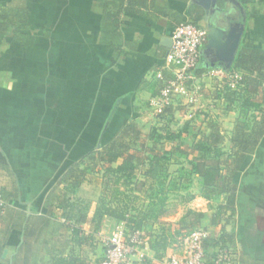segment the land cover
<instances>
[{
	"label": "crops",
	"instance_id": "1",
	"mask_svg": "<svg viewBox=\"0 0 264 264\" xmlns=\"http://www.w3.org/2000/svg\"><path fill=\"white\" fill-rule=\"evenodd\" d=\"M22 1H25L29 7L31 0H2L0 6L6 7L7 4ZM195 1L157 0L161 7L168 4L166 16L151 14L150 19L141 16L125 17L122 27L125 44L119 55L100 43V0H73V5L69 6V9L62 8V6L58 15L59 26L64 25L59 31L62 37L58 40L59 55L56 60L49 59V52L43 49V59L47 61H44L41 67L43 73H46L43 75V81L47 82L50 78L57 77L58 83L62 85L59 99L71 100L73 97L74 107L67 112L64 104L55 114L54 112L41 114V125H37V130L41 132V135H36V125L32 121L35 116L33 109L27 107L28 110L25 113L29 118L26 124L21 125L19 119L13 122L4 120V113L7 111L2 103L5 98L18 101L19 99L29 100L33 96L31 93L14 92L11 89L12 86L9 88V84L13 85L16 82L14 78L16 71H13V67L17 65V63L14 64L16 55L23 51L25 55L30 56V59H35V56L29 55V52L34 49L33 45L28 47H21L20 43H12L9 47L1 45L0 90L6 87L8 92L7 95L0 93V189L4 190L8 197L5 214L11 219V223H0V232L7 228L11 229L8 242L5 244L8 253L6 256L3 255V258L11 260L17 253L21 240V227L16 223L18 217L25 214L29 216L47 213L48 197L56 185H60L67 168L73 163L61 168L62 164L60 160L58 164L57 157H50L48 152L44 157L51 143V132L54 136L53 132L60 131L55 124L52 129L51 121L55 116H57L56 119L59 117L61 120L60 117L64 110L65 116L69 115L68 118L77 122V118L72 115L78 116L77 109L80 115L83 113V93L96 91V87H92V84H96L98 75L103 73V68L106 70L107 93L114 96L116 102L114 114L120 112L127 122L130 118L129 122H137L141 126L149 123L147 125L149 129L152 119L147 106L150 98L158 91L155 74L165 63L171 45L172 31L179 21H189L191 12L197 7L204 12V18L200 24L207 29L209 26L224 29L227 25L243 19L240 7L230 1L220 0L217 4L218 8L212 7L209 14H205L203 7ZM238 1L246 13V26L237 55L242 45L247 42H251L254 47L264 49V0ZM51 10V7L46 8L48 15L51 14ZM34 25L35 23L30 21L29 33L32 34L33 39L42 35L44 42L48 41L51 31L45 29L44 26L41 29L37 28L39 30L37 31ZM100 59L105 62L100 63ZM35 62L37 59L30 60L29 65L34 68ZM198 82L201 87L198 102L193 106H187L181 102L176 104L173 107L174 117L170 128L177 131L182 129L187 122L190 123L188 133L184 135L187 144L191 145L195 135L200 138L202 133L210 132V125L215 119L224 137L221 146L226 152L225 157H228L232 152L231 139L238 126L245 123L253 126L255 121H258L260 127L264 128V122H262L264 94L254 100L255 107L250 110L243 107L239 101L228 99L227 95L230 91L222 87L217 78L202 76ZM71 83L74 84L75 91L73 95H68L65 91ZM96 106L93 107L94 110H98ZM97 113L95 110L94 114ZM7 116L11 117L10 114ZM66 121L67 119H64L62 122ZM61 131L63 133L76 132V129L63 127ZM248 131H250L249 128ZM66 141L67 138L62 137L57 145L59 147L62 144L66 145ZM36 148H39V153H36L38 150ZM236 159V157L229 159L231 165L229 172L236 188V213L232 220L224 223V233L231 238L229 244L238 255L239 264H264V254L253 249L254 244L264 242V134L258 141L255 153L247 155L242 166H235V162L238 161ZM224 173H228L227 169ZM200 186V178L195 177L190 189L195 198L201 196ZM225 200L226 195H218L214 202L221 204ZM198 203L199 200H195L191 207L197 210L194 206ZM106 221L113 222L111 218L105 217L100 230ZM208 221V217L204 219L202 227H206ZM82 228L86 232L92 229V225L84 224ZM207 228L211 236L216 237L221 232L222 225L207 226ZM62 241V244L54 245L61 249L63 256H67L74 248V242L67 236ZM88 256L92 260L91 264H99V255L92 253ZM0 264H2L1 260Z\"/></svg>",
	"mask_w": 264,
	"mask_h": 264
},
{
	"label": "trees",
	"instance_id": "2",
	"mask_svg": "<svg viewBox=\"0 0 264 264\" xmlns=\"http://www.w3.org/2000/svg\"><path fill=\"white\" fill-rule=\"evenodd\" d=\"M13 4L14 7L9 9L0 6V47L9 36L15 42L27 47L33 39L32 34L29 33L31 11L25 1ZM99 7L101 13L100 43L118 55L125 44L122 34L125 17L141 16L150 19L151 14L166 16L168 13V4L161 7L157 0H100ZM203 18L204 12L200 7H197L191 12V19L187 22L203 26L200 24ZM181 23L184 22L179 21L178 25ZM164 64L160 66V69ZM210 69L211 67L205 66L202 58L198 67L193 70V74L201 78ZM231 71L240 73L242 78L236 91L226 88L230 91L227 98L231 101H239L243 107L251 110L255 107L254 100L264 94L262 91L264 89V49L254 47L251 42L244 43ZM174 106L166 108L160 116L153 120L146 140L140 145V153L144 155L139 156L138 152H131L132 148L129 144L115 138L104 144L102 149L86 151L77 158L78 162L76 161L67 169L60 185H56L48 197V212L29 216L25 214L18 217L16 223L21 227V240L17 253L11 260L3 258L6 250L5 244L8 242L11 229L7 228L0 232V260L2 264H91L92 260L89 259L85 247L86 241L91 239L92 234H88L90 235L88 236L82 225L95 223L98 228L102 224L104 216L112 218L116 223V218L124 219L125 216L123 213L114 218L106 215L107 211L106 213L97 211L96 217L93 219L90 217L88 206L80 207L79 197H77L79 195H73V193L81 187L87 178V170L82 169L83 166L89 169L102 165L106 176L112 175L117 179L131 181L138 170V165L142 164L143 167H147L144 175L148 179L157 181L158 187L162 188V193H166V185H170L172 188L168 193L182 190L181 186L186 187L184 185L186 180L188 190H190L194 178L199 177L200 191L203 197L212 199L218 195H226V200L223 203L213 207V225H219L222 221L221 217L226 218H223V221L232 220L236 213V188L233 178L227 177L224 171L230 169L229 159L231 157L237 158L238 163L235 162V166L239 167L242 166L247 155L255 153L258 141L264 134V128L260 127L258 121H255V126H250L249 123L238 126L231 139L232 152L228 157H225L226 152L221 146L224 137L221 134L218 121L212 120L210 132L202 133L200 138L195 135L194 142L189 145L184 134L188 133L190 123L187 122L182 129L177 131L170 128L174 117ZM262 122H264V115ZM138 130L136 123L129 122L123 125L119 132L120 136L125 137L139 134ZM172 172H175L176 175ZM0 193L7 202L8 197L5 191L0 189ZM188 194L192 198L195 197L191 191ZM160 196L159 194L158 197ZM160 202L162 205L164 204L161 197L153 206ZM7 206L8 202L4 208L0 206L1 224L11 223L9 215L5 214ZM160 212L161 209L156 210L149 207L145 219L157 218ZM203 218V213L190 211L183 218L181 226L187 230L192 228L208 229L207 226L201 227ZM128 228V234L140 231L139 225H130ZM65 236L74 242V248L67 256H63L61 249L54 245L62 244ZM227 236L230 237L227 233H223L221 236H211L205 241L207 264H217L219 249H231L229 244L231 241H227L229 240ZM147 243L159 257L161 249L164 253L170 242H167V233L164 232L159 241ZM101 250L99 264L104 259L102 246ZM135 264L147 263L144 258Z\"/></svg>",
	"mask_w": 264,
	"mask_h": 264
},
{
	"label": "rangeland",
	"instance_id": "3",
	"mask_svg": "<svg viewBox=\"0 0 264 264\" xmlns=\"http://www.w3.org/2000/svg\"><path fill=\"white\" fill-rule=\"evenodd\" d=\"M1 1L2 0H0V3ZM69 1L71 2L69 3ZM69 1L31 0L29 2V9L31 11L30 21L35 23L34 26L36 29H41V27L44 26L45 29L51 31V35L49 40L46 42H44L42 35L37 39H32L29 46L33 45L34 49L29 52V55L35 56V59H30V56L25 55V52L23 51H21L16 55L17 57H15L14 64L17 63V65L13 67V71H16V76L14 77L16 82L13 85L9 84V88L12 86L11 89L14 92L31 93L33 96L29 100L19 99L17 101L7 98L2 100L4 109L7 111L6 113L11 115V117H9L6 113H4L5 121L8 120L13 122L19 119L18 121L21 123V125L26 124L27 119L29 118L28 114L26 115L25 113L26 110H28L27 107L33 109L35 116L33 115L34 119L32 121H34V125H36V135H41V132L37 130V125H41V114L46 112H54L55 114L56 112L60 111H58V109L60 106H64V104L66 105L65 109H67V112H69L70 109L74 107L73 97L71 100L59 99L62 85L58 83L57 77H53L52 79L50 78V81L48 80L47 82L43 81V75H46V73H43V68L41 67L43 62L47 61V59H43V49H46L47 52H49V59L56 60L59 55L58 40L62 38L59 35V31L61 30V27H64V25L59 26L58 15L62 6V8L66 7V9H69V6L73 5V0ZM6 7L7 9L13 8L14 4H7ZM47 7H51L52 9L51 14L49 15L46 12ZM44 9L45 12H43ZM52 17L56 19H53ZM37 31L39 30L37 29ZM12 43L17 42L12 40V37L9 36L3 42V47H9L12 45ZM23 46L24 45L21 47ZM36 59L37 62H35L36 65L33 68L29 65V62L30 60L34 61ZM101 60L103 59H100L99 62L103 64L105 61ZM104 70L105 69L103 68V73L98 75L96 84H92V87H96V91L93 93H83V113L80 115V111L77 109L78 116L72 115V117L77 118V122H75L74 119L68 118L69 115L65 116L64 110L62 111V115L60 117L61 120H59V117L56 119L57 116H55L54 120L51 121L52 129H54L55 124L57 128H60V131L53 132L55 137L51 132V143L48 146L47 151H45V155H43L46 157V152H48L50 157H57L58 164L59 160L62 164L61 168L68 166V164L72 162V164H74L76 161L78 162L77 158L81 157L86 151L88 152L102 149L104 144H107L115 138L122 140V142L126 144H129L132 148L131 152H138L139 156L144 155L140 153V145L146 140L150 131V127L153 124V120H151L149 129L147 128L149 123L147 125L145 124L146 126H141L137 122H134L136 123L140 133L131 134V136L125 137L120 136L119 130L123 127V125L131 120L129 118L127 122L126 118H124L125 116H122L120 112L114 114L116 102L114 100V96H111L109 93H107L108 87L105 77L106 70ZM74 91V84L71 83L66 87L65 92L68 95H73ZM7 92L8 90H6V87H3L2 90H0V93H4L5 95H7ZM93 105H97L96 107H98V110L95 109L98 112L97 114H94L95 110L93 109ZM64 119H67L65 123L62 122ZM63 127L76 129V132L67 131L66 133H63L61 131ZM58 137H64L65 139L67 138L65 143L66 145L62 144L59 147L57 143L59 142L60 138ZM45 147L47 148V146ZM36 149H38L36 153H39V148ZM146 168V166L143 167L142 164H139L138 170L132 177V180L127 181L125 179H117L114 176L112 177V175L106 176L102 165L89 169H87L86 166H83L82 169L87 170V178L84 183H82L81 187H79V189L76 191L77 194L75 192L73 195H79L77 197H79L78 203L80 207L88 206L90 217L93 219H95L97 211H101L103 213H106L107 211L106 215L113 216L114 218H116L117 215L124 213L123 215L125 218H116L117 223L124 225L128 231V227H130V225H139V230L143 233V238L146 242L159 241L164 232H166L167 242L170 243L165 252L163 253V249H161L162 251L160 252L159 257H157L156 253L149 247V250L147 251L148 254L145 257L147 264H165L169 256L184 254L185 239L195 229H183L181 226L183 218L187 216L190 211L195 213H203V219H206L207 217L209 218L208 224L206 225L215 226L212 223L214 213L213 207L216 206L217 203L214 202V197H212V199H207L202 195L196 198L189 196L188 193L190 190H188V186L186 184L187 180L184 184L186 187L181 186L182 190H177L178 192L170 191V193H168L171 187L170 185H166V193H162V188L160 189V187H158V182L148 179L144 175ZM227 171V177L231 176V173L229 172L230 170L228 169ZM172 173L176 175L175 172ZM159 194L161 195V199L164 200V204L162 205V202H160L159 204L153 206V204H156L159 201ZM195 200H199V203L194 206L197 210H194V208L191 207V205H194L193 203ZM149 207L155 208L156 210L161 209L159 217L145 219V215L147 214ZM108 211L112 212L113 214ZM223 218L225 217H221L222 221L219 223L222 225V229L218 236H221L224 233V223L228 222L223 221ZM103 219L101 223H103ZM91 225L92 229H89V231L87 230L86 233L87 235L92 234V236L91 239L86 241L87 243L85 248L88 254L93 253L96 256L99 255V259H101L100 255H102V244L101 237L99 235V228L101 226L97 228L95 223ZM227 239H229L227 240L228 242L231 241V238L228 236ZM148 246H150L149 243ZM253 249L256 250V252L264 254V242L254 244ZM78 250L79 249L77 248V251Z\"/></svg>",
	"mask_w": 264,
	"mask_h": 264
},
{
	"label": "built area",
	"instance_id": "4",
	"mask_svg": "<svg viewBox=\"0 0 264 264\" xmlns=\"http://www.w3.org/2000/svg\"><path fill=\"white\" fill-rule=\"evenodd\" d=\"M171 39L172 45L167 52L165 64L155 74L158 81L157 94L150 98L147 106L152 120L166 108L180 102L187 106L195 105L200 95L199 78L193 74V70L203 58L202 49L208 42L207 28L184 22L173 29ZM202 76L217 78L221 86L230 91L238 89L242 78L238 72H227L218 67L211 68ZM6 205L0 193V206L4 208ZM111 221H106L99 232L104 248L101 264H135L142 261L149 249L148 243L142 238L143 233L136 231L128 234L124 225L116 223L112 218ZM210 237L208 229H194L185 239L184 254L169 257L165 264H207L204 243ZM216 262L239 264V257L233 249H219Z\"/></svg>",
	"mask_w": 264,
	"mask_h": 264
},
{
	"label": "water",
	"instance_id": "5",
	"mask_svg": "<svg viewBox=\"0 0 264 264\" xmlns=\"http://www.w3.org/2000/svg\"><path fill=\"white\" fill-rule=\"evenodd\" d=\"M219 1L220 0H197L195 2L203 7L205 14H209V12L212 11V7L218 8L217 4ZM223 1H230L240 7L243 19L242 21L227 25L224 29L209 26L207 29L208 42L202 49V57L205 66L223 68L225 71L230 72L245 32L246 13L238 0ZM7 253L8 251L5 250L4 256H6Z\"/></svg>",
	"mask_w": 264,
	"mask_h": 264
}]
</instances>
